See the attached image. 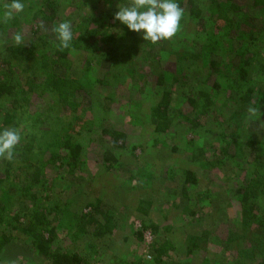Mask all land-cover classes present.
Here are the masks:
<instances>
[{"label": "trees", "instance_id": "trees-1", "mask_svg": "<svg viewBox=\"0 0 264 264\" xmlns=\"http://www.w3.org/2000/svg\"><path fill=\"white\" fill-rule=\"evenodd\" d=\"M10 2L0 0V11ZM62 2L23 0L22 13L0 15V128L22 133L13 159L0 157V264H264V0L254 17L241 0H178L181 28L165 43L121 25L108 0H96L102 8L81 0L88 7L61 50L53 28ZM176 54L209 72L200 84L182 82L173 105L162 62ZM128 65L130 80L115 90L128 103L118 106L129 107L139 132L154 124L140 146L112 125L119 116L104 91ZM154 72L160 99L149 110L142 96L120 93ZM97 89L102 115L89 124L80 111ZM109 135L111 147L98 139ZM169 208L180 211L166 225ZM228 216L235 225L221 236L213 227ZM144 230L160 239L153 260L114 253L120 239L135 247Z\"/></svg>", "mask_w": 264, "mask_h": 264}, {"label": "rangeland", "instance_id": "rangeland-1", "mask_svg": "<svg viewBox=\"0 0 264 264\" xmlns=\"http://www.w3.org/2000/svg\"><path fill=\"white\" fill-rule=\"evenodd\" d=\"M62 1H63L62 5L60 6V17H61L60 22H63V20L70 21L72 23V26H75L76 22L79 18L78 13L83 11L84 8L87 9V7H88L87 3L81 2V0H62ZM112 1L113 2H111V6L114 9H116V11H117L118 10L117 4L120 2V0H112ZM121 2H123V1H121ZM93 3H94V5L99 6V8H102L101 6L106 5L104 2H99L100 3L99 4L98 2H96V0H92V4ZM243 3H244V5H243ZM241 4L245 8L243 10L244 12L251 14L252 17H254V14H257L256 13L257 11L255 12L256 9L254 8L255 7L254 6L255 0H241ZM206 5H209V4L206 3ZM107 6H108V4H107ZM71 7H73V8H71ZM206 10H207V8H206ZM2 12H3V10L0 11V15L2 14ZM84 12H85V10H84ZM255 18H256V16H255ZM112 22H114V20H112ZM40 24H42V23H40ZM56 24H58V23H56ZM243 29L246 30V28H243ZM196 40H197V38H196ZM162 41L165 43L167 40H162ZM199 42H203V41L200 40ZM169 50L170 51L173 50V47H170ZM140 53H141V55H143L146 52L141 51ZM218 57L219 56H217V55L214 56V58H218ZM139 60L143 61L145 63V66L149 63V62H147V60H142V58H140ZM179 64H181V68H178ZM162 65H163L162 69H164V71H165L164 75L166 76V79H165L166 86H167L169 91H173V97L175 98V100L173 101L174 98L172 97L173 98L172 99L173 105H176V103H177L176 97L179 98L180 93L183 91L182 82H185V83L187 82L188 87L191 84H193V85L200 84L202 77H203V79H205L207 77L208 72H209L204 67H202V62L200 64L194 63L196 70L191 66V63L188 64V59H183L181 61V63H179V57L177 54L176 55H167L166 60H164L162 62ZM131 66L133 67L134 65H131ZM136 67H138L137 64H136ZM150 67H151V65H147L145 72H150ZM199 67H201V68H199ZM128 68H130V65H128V67L126 66V70L124 71V76H121V77L119 76L118 78L112 79L114 86H113V88L111 87V90L109 88H107V89H104V91H106V95L111 96V98L114 100V102L110 103V105L113 108H114V106L117 108L116 112L118 113V116H119V117H116V121L111 120L112 125L117 126V127H122L127 131V134H129L127 145L130 146V143H132V141L134 140V137H135V141H137L136 145L140 146V144L143 141H147L148 139L151 138L150 136H153L152 134H149V132H150L149 130L154 127V124L151 121V119H149L145 125V127L148 129L144 130L142 127L140 129V131L143 129V132H139V130L134 126V125H136L133 123L134 117L132 115H129V107L128 106H126V107L123 106L124 108L119 107L120 106L119 104H121V106H122V104H124V103H120L122 100H124L123 97L126 98V100H127L126 103H128V97L127 96H125V95L122 96L121 94L119 95L118 91H116V93H115V90L117 88H119L121 85H127V84H125L126 83L125 78L126 79H128V78L125 77V75H127ZM156 74H157V72L150 74L144 80H141L137 84H135V86H131V89H127V87L125 86L126 87L125 92L120 90V93H122V94L126 93L127 94V91H128L132 96H135L137 98L142 96L143 100L145 101V102L143 101V103H144V105H146V108L148 109L150 105L154 104L155 101H158L160 99V98L156 97V95H158V90H159V86L157 85V80H156L157 79ZM200 74H202V76H199ZM218 76L219 75H217V74L213 75L214 78H218ZM175 77L180 79V82H178L177 84L174 81ZM146 79L148 81H147V84L145 85L144 82H146L145 81ZM128 80H130V78ZM213 81H214L213 78H211V83H210L211 85H212ZM101 87L104 88L103 86H101ZM143 87H144V91L142 92L141 88H143ZM97 91H99V92L95 93L97 96L95 95L93 99H90L89 102H86V104L83 106V111H82V109L80 111L81 115L84 116V118L86 119V121L89 124H92V123L98 124L97 117L102 115L100 111H102L101 108L103 107L104 103L99 99V96L102 95L104 91L99 90V89H97ZM228 92H229V90H228ZM103 96H105V95H103ZM154 96H155V98H154ZM138 101H140V100L138 99ZM132 103H136V102H132ZM181 107L184 110H186V112H187V110H189L191 108V106L187 102L182 103ZM147 109H146L145 113L148 112L149 109L148 110ZM139 116H141V118L143 120L146 119V114H144V113L139 114ZM185 137L189 138L190 136L188 134L184 133V138ZM98 139L100 140V143L107 144L108 146L111 147V143H112L111 135L106 136L105 138H102V139L101 138H98ZM172 143H173V140L169 142V145L171 146ZM186 144H187V142H186ZM186 144L185 145L182 144L180 146H182V148L185 149ZM140 153H141V148L140 149L138 148V150L136 151V154H140ZM92 167L95 168L94 165ZM215 187L218 188L219 185H217ZM112 200H117V198L113 197ZM179 211L174 210V209L172 211L171 208H169L168 212H167L168 216H167V219L165 220L166 221L165 224L166 225L170 224V222L173 221V219H172L173 214L174 215L178 214ZM184 213H185L184 217L187 218L188 215L186 214L185 210H184ZM230 217L232 219L236 218V214L231 215ZM177 220H178V218H177ZM215 220H217L216 217H215ZM220 220H221V216H220ZM181 221H182V219H179V221H176V223H182ZM210 222L213 226H215L214 220H211ZM234 225H235L234 222L231 219H229V216H228L227 219H224L222 221V224L218 223L216 227H213V229L219 235L224 236L226 234V231L229 229L228 227L234 226ZM136 228L137 229L141 228V223L139 221L136 222ZM247 228H248V226L246 227V231H247ZM134 231H136V230H134ZM177 234L179 235V237H181L184 233L181 230H178ZM121 240L122 239H120V243L117 244V247H115V249H114L115 254H116L118 249L120 250L122 248L127 249L125 252L129 251L130 255L134 251H138V252L142 253V256H141L142 260L149 262V261L153 260V256H154V249L152 247V243L159 241L160 239L158 237H156L150 230H144V240L137 242L135 247H132V248L131 247H123V246H121ZM209 245H210V248L214 251V253L212 255V258H214V254H216L215 246H214V244L212 245L209 242L208 248H209ZM139 249L142 251H140ZM217 250H219L218 247H217ZM114 256H116V255H114ZM215 258H216V256H215ZM214 260L215 259H213L211 261L209 260L211 263L208 262L205 264H215ZM201 261L202 260H198V262H195V264H200ZM186 263L188 264V262H186Z\"/></svg>", "mask_w": 264, "mask_h": 264}, {"label": "clouds", "instance_id": "clouds-1", "mask_svg": "<svg viewBox=\"0 0 264 264\" xmlns=\"http://www.w3.org/2000/svg\"><path fill=\"white\" fill-rule=\"evenodd\" d=\"M108 6H111V0H108ZM24 8L23 0H11L4 6L3 19H12L22 13ZM117 9L113 18L129 31L141 33L142 39L151 43L173 38L179 32L184 16V9L178 0H120ZM53 31L59 41V49L71 47L74 36L70 21L56 24ZM13 41L16 45L23 44V33L17 32ZM21 139L22 133L19 129L0 128V157L12 160Z\"/></svg>", "mask_w": 264, "mask_h": 264}]
</instances>
